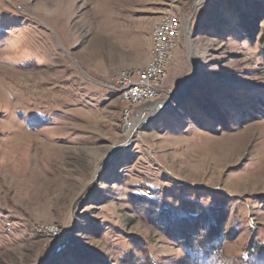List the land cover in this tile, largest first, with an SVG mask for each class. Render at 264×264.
I'll return each mask as SVG.
<instances>
[{
  "label": "rangeland",
  "instance_id": "rangeland-1",
  "mask_svg": "<svg viewBox=\"0 0 264 264\" xmlns=\"http://www.w3.org/2000/svg\"><path fill=\"white\" fill-rule=\"evenodd\" d=\"M257 1L0 0V264H264ZM168 12L167 103L125 133L109 83L147 67ZM224 200L222 239L195 236Z\"/></svg>",
  "mask_w": 264,
  "mask_h": 264
},
{
  "label": "built area",
  "instance_id": "built-area-1",
  "mask_svg": "<svg viewBox=\"0 0 264 264\" xmlns=\"http://www.w3.org/2000/svg\"><path fill=\"white\" fill-rule=\"evenodd\" d=\"M172 21H170L169 16H167V29L159 30V27L156 31H162L163 33V43H160L157 58H155V64H151V69H146L143 72H134L128 73V77H119V71L116 72L111 79L109 86L116 87V91H121V96L131 95L132 104L128 112H126V122H125V133H129L136 129L138 118L145 113L136 112L137 109L143 106H151L156 104L155 95H162L164 93V88L167 80H161L158 76L157 62L167 54H174V60L176 58L177 50L169 49V42L171 38L169 37V30ZM183 29H180V34L182 38ZM180 43V42H179ZM178 43V48H179ZM173 63V61H172ZM170 63V66L171 64ZM38 232H44L46 235L55 234L56 237L57 231L48 232L40 231L39 228H36Z\"/></svg>",
  "mask_w": 264,
  "mask_h": 264
},
{
  "label": "bare ground",
  "instance_id": "bare-ground-1",
  "mask_svg": "<svg viewBox=\"0 0 264 264\" xmlns=\"http://www.w3.org/2000/svg\"><path fill=\"white\" fill-rule=\"evenodd\" d=\"M167 16H169L170 21H172L173 25H170L169 30V37L171 38V42H169V49L171 50H177L178 48V42L181 40V34L180 29H182V23L180 20V17L176 13L168 12L162 14L159 19L155 22L153 29H152V41H153V47H152V56L151 61L147 65V67L144 69H151V64H155V58H157L158 50L160 43H163V33L162 31H156L159 27V30H166L167 29ZM174 61V54H167L161 57L159 62H157V69H158V76H160L161 80H167L168 76V70L170 69V63ZM142 70L141 72H143ZM197 75L196 72L191 75V77L186 81L185 83V91L192 87L194 82L196 81ZM162 95H155V102H158L160 100ZM119 99L122 103L125 104V109L122 114V126L123 130H125V122H126V112H128V109L130 108V104H132V97L131 95H123L121 96V93L119 95ZM147 114V113H146ZM148 115H141L140 118L137 120V124L141 125L146 121ZM107 160L102 162L101 165H99V170L102 169L105 165ZM43 229V228H42ZM43 231L48 232H55L58 230L56 227H48L43 229ZM50 237H56L55 234H48Z\"/></svg>",
  "mask_w": 264,
  "mask_h": 264
},
{
  "label": "trees",
  "instance_id": "trees-1",
  "mask_svg": "<svg viewBox=\"0 0 264 264\" xmlns=\"http://www.w3.org/2000/svg\"><path fill=\"white\" fill-rule=\"evenodd\" d=\"M258 6L259 7V10H257L258 8H255L253 10L250 11V13H253L250 15V13H248L247 15H245L243 17V20H241V22H243L245 26V29L246 30H249L250 27H252V25H257L259 26V20L261 21H264V3L262 1H257L256 2V5L255 7ZM255 23V24H254ZM259 42H260V45H261V48H260V54H261V57L262 59L264 60V28L263 30L261 31V36H260V39H259ZM218 115L220 114V112H218ZM222 115V114H221ZM220 115V116H221ZM155 195L158 194V190H152ZM226 202V200L224 201H219L218 202V208H217V211H211L212 214L209 216L208 214L206 215H193V217L196 218V221L194 222L195 224L194 227H193V234H196L195 236H201L202 238L207 239L209 237L211 238H214L213 240H215V236L217 235V237L219 239H222V233L220 232L221 231V226H222V223L226 220V217H227V212H226V204L224 205V203ZM198 219V220H197ZM200 220L202 221V223H200ZM208 221V225H204L203 223L207 222ZM211 231V232H210ZM210 233V235H209ZM212 241L209 240V242ZM211 246V243L209 244ZM202 247H205V246H202ZM203 249L204 248H201L202 252H203ZM205 253H209V250H205L204 251ZM204 252L202 253L204 255ZM206 257V254L205 256ZM120 264H136L130 257H126L122 260V262ZM155 264V263H153Z\"/></svg>",
  "mask_w": 264,
  "mask_h": 264
},
{
  "label": "water",
  "instance_id": "water-1",
  "mask_svg": "<svg viewBox=\"0 0 264 264\" xmlns=\"http://www.w3.org/2000/svg\"><path fill=\"white\" fill-rule=\"evenodd\" d=\"M167 102H165V103H157L158 105H157V107L155 108V109H159V108H161V107H163V106H165V104H166Z\"/></svg>",
  "mask_w": 264,
  "mask_h": 264
},
{
  "label": "crops",
  "instance_id": "crops-1",
  "mask_svg": "<svg viewBox=\"0 0 264 264\" xmlns=\"http://www.w3.org/2000/svg\"><path fill=\"white\" fill-rule=\"evenodd\" d=\"M151 39H152V33H151ZM151 51H152V50H151ZM150 61H151V53H150V59H149L148 64L150 63Z\"/></svg>",
  "mask_w": 264,
  "mask_h": 264
},
{
  "label": "snow or ice",
  "instance_id": "snow-or-ice-1",
  "mask_svg": "<svg viewBox=\"0 0 264 264\" xmlns=\"http://www.w3.org/2000/svg\"><path fill=\"white\" fill-rule=\"evenodd\" d=\"M161 115H164L163 113Z\"/></svg>",
  "mask_w": 264,
  "mask_h": 264
}]
</instances>
